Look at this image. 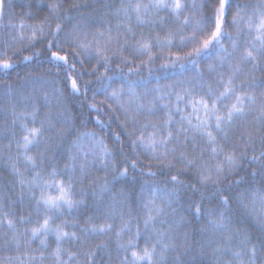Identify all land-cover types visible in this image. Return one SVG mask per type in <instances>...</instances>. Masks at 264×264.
I'll return each instance as SVG.
<instances>
[{"label":"clouds","instance_id":"obj_1","mask_svg":"<svg viewBox=\"0 0 264 264\" xmlns=\"http://www.w3.org/2000/svg\"><path fill=\"white\" fill-rule=\"evenodd\" d=\"M0 264H264V0H0Z\"/></svg>","mask_w":264,"mask_h":264},{"label":"snow or ice","instance_id":"obj_2","mask_svg":"<svg viewBox=\"0 0 264 264\" xmlns=\"http://www.w3.org/2000/svg\"><path fill=\"white\" fill-rule=\"evenodd\" d=\"M177 7H179V0H177ZM216 31L219 32V21H218V23H217V30H216ZM215 34H216V33H214L213 35H215ZM207 43H208V41L206 40V41H205V44H207ZM53 55L59 56V53H53ZM64 58L66 59V56H65ZM8 63H9V62L5 61V62H4V66H7ZM62 198H63V192H62ZM49 200H53V198H52V197H49ZM44 223L47 224L48 221L45 220Z\"/></svg>","mask_w":264,"mask_h":264}]
</instances>
